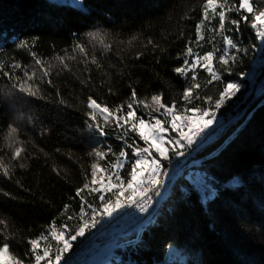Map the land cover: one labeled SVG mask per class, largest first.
Here are the masks:
<instances>
[{
  "label": "trees",
  "instance_id": "trees-1",
  "mask_svg": "<svg viewBox=\"0 0 264 264\" xmlns=\"http://www.w3.org/2000/svg\"><path fill=\"white\" fill-rule=\"evenodd\" d=\"M206 2L82 0L85 13L55 0H0V233L10 255L28 261V240L46 235L51 226L66 225L74 233L83 223V201L100 205L88 189L79 197L76 192L91 185L93 163L109 171L125 150L116 115L127 111L132 91L149 103L160 95L169 106L184 107L182 94L192 73L184 77L174 69L183 66L180 57L191 46L200 55L213 51V68L221 75V81H210L203 66L196 69L192 83L199 87L193 95L199 93L201 100L195 103L207 108L210 97L211 110L222 119L239 108L246 113L187 153L208 184L204 194L184 172L140 230L134 223L113 233L110 238L125 245L101 264H166L170 247L181 264H264V84L253 92L245 77L262 42L250 22H242L239 32L212 31L218 19L203 20ZM250 3L253 13L244 15L264 11V0ZM228 16L238 18L237 13ZM197 24L205 37L199 44ZM225 34L248 49L229 72L218 60L227 48ZM227 83L239 84L240 91L216 110L214 102ZM137 111L149 118L148 109ZM108 148L112 152L103 160L95 157ZM183 159L170 155L164 170ZM85 212V219L92 216L90 208ZM96 228H87L62 259Z\"/></svg>",
  "mask_w": 264,
  "mask_h": 264
},
{
  "label": "snow or ice",
  "instance_id": "snow-or-ice-1",
  "mask_svg": "<svg viewBox=\"0 0 264 264\" xmlns=\"http://www.w3.org/2000/svg\"><path fill=\"white\" fill-rule=\"evenodd\" d=\"M73 2L80 11L86 13L87 10L83 7L82 0H73ZM228 13H237L238 18H230ZM244 13H253L250 0H233V2H229V0H207L203 5L204 21L211 23L212 20L218 19V29L213 26L212 31H218L221 34L232 32L233 30L239 32L242 22H250L251 28L255 30V35L259 34L260 41L264 42V11H260L255 15H244ZM226 23L231 25V27H226ZM200 31L201 25L197 24V44L205 39L203 35H200ZM91 35L93 38H102L100 33H92ZM222 38L227 48L220 50L221 55L218 60L219 64L224 66L223 70L229 72L231 71L232 62H238L239 57L246 54L248 49L238 46L239 42L229 35L225 34ZM21 47L23 48L24 45H21ZM228 48L232 49L236 55H229ZM189 57H193L191 62ZM180 59L183 66L176 67L174 71L184 77H188L189 73H192L189 87L182 94L184 107L180 108L175 104L169 106L162 100L160 95L151 96L149 103L143 99H138L136 91L131 92V98L126 105L127 111L116 115V120L123 130L120 138L123 140L125 150L119 151L116 162L110 165L106 182L97 180V173L101 171L100 166L96 163L91 165V184L96 185L99 183L100 186L90 187L89 184H85L83 188L77 190L76 195L79 197L84 189H88L90 193L99 194L98 199L101 203L98 207L87 204L92 213V216L88 219H85L87 213L84 208H81V212L84 215L83 224L78 225L74 234L71 235L74 239L65 240L67 243L62 241L65 249L70 248L71 242L77 240L78 237H84L87 228H96L100 219L105 218V216L113 218L114 213L118 209L140 203L144 199L145 194L152 190L146 185L154 184L158 187L160 185L158 177L167 175V173L162 172L163 161L169 160L170 155L183 157L185 152L181 150L182 148H187L194 144L199 147L215 133L216 129L209 131L210 126L217 120L216 112L211 110V98L209 97L206 100L209 103L207 108L196 104L195 101L201 100V96L199 93L193 95V89L198 88L199 84L192 83L197 80L195 73L200 66H203L207 73L210 74V81H221V75L213 68L214 52L208 51L207 54L200 55L195 53L191 46H187ZM240 88L241 86L237 83H227L219 99L214 102V108L216 110L220 109L224 105L226 98L234 96L240 91ZM189 105L191 107H188ZM95 106L94 102L92 107L94 108ZM139 106L149 110L147 112L148 119L138 114L137 108ZM153 112L157 113V115L153 116ZM193 125H196V127L193 128ZM172 132L177 135L175 137L169 135ZM130 133L134 135H129ZM136 137L143 142L144 146L138 143ZM127 149L131 150L133 158H129ZM111 152L112 149L109 150L108 148L107 151L96 153L95 157L103 160ZM16 156L20 158L19 150H17ZM126 164L130 167V171L127 173V176L130 177L129 179L125 180L119 171L111 172L112 168L121 169ZM93 169L95 170L93 171ZM4 174H9L7 168H5ZM113 189L116 191L113 192ZM137 192L140 193L139 198H137ZM108 193L112 195H107ZM125 193H129L126 197L129 202L127 205L121 200ZM156 194L159 195V192ZM113 196L115 197L114 200ZM100 208L103 209V213L100 212ZM140 211H146L143 203H140ZM0 224H4L2 219H0ZM49 231L57 238H59L60 233L64 232L61 229L57 233L56 228H50ZM47 239L48 237L42 234L39 239L28 240L29 249L26 255L30 259L25 261L23 258H16L10 255V245L5 236L0 233V260H3L4 264H33V261L34 264H62L60 247H57L55 253L51 251L48 245H45L44 249L40 250L41 241Z\"/></svg>",
  "mask_w": 264,
  "mask_h": 264
},
{
  "label": "rangeland",
  "instance_id": "rangeland-1",
  "mask_svg": "<svg viewBox=\"0 0 264 264\" xmlns=\"http://www.w3.org/2000/svg\"><path fill=\"white\" fill-rule=\"evenodd\" d=\"M59 3H63V4H66V3H69V4H72V5H76L73 0H55ZM246 78L248 79H251L252 77V74L249 72L248 74H246L245 76ZM243 113H246L245 112V109L244 108H239L234 114H230L229 117H228V120L227 118L226 119H222L220 117H217V120L214 121L213 125L210 126L209 128V131H211L212 129H216L215 133L213 135H211L208 140L206 142H209V141H212L217 132L220 130V128L222 127V125L224 124H231L233 122H235L236 120H238V118H240L241 116H243ZM207 119V118H205ZM196 125H193V128H195ZM185 131H187V129H185ZM172 134H175V135H172ZM169 135H172L173 137H175L177 134L175 132H172V133H169ZM205 142V143H206ZM138 143H140L138 141ZM141 146H144L143 145V142L141 141L140 143ZM193 148H197V146L194 144L190 147H187V148H182L181 150L185 152V159L177 162V163H173L172 166H170L167 170H164V168L162 167V172L164 173H167V175H160L161 177H164V185L161 186L158 190L159 192V195H157V206L159 205L160 201L162 200L163 196L166 194L167 190L171 187V185L174 183V181L180 176L182 175L184 172H186L188 176H190L191 180L195 182V187L197 190H199L202 194H204V190L208 187V184L206 183L205 184V180L203 178V175L202 173H200L201 175V179H200V176L197 174V171L193 169V166L197 163V162H188L187 161V158H186V155L187 153H189V151ZM128 154H129V158H133V154L131 152V150L129 149L128 150ZM183 156V157H184ZM179 158H182L181 156H178ZM169 161V160H167ZM127 166V164L121 168V169H115V168H112L111 169V172L112 173H115L117 171H119L121 173V175L125 178V180L129 179L130 177H128L126 174L130 171V168L128 170V172H125V167ZM147 173H145L146 175ZM109 175V171H100L99 174H97V180L98 181H101L103 180L104 182L107 181V177ZM126 175V176H125ZM187 176V178H188ZM114 178V177H113ZM204 180V181H203ZM202 181V182H201ZM199 182V183H198ZM99 183H97L96 185H90V187H99ZM116 190L113 189V192H115ZM131 191V190H129ZM92 198L94 197H97V202L98 203H101L98 199V196L99 194L98 193H90L89 194ZM107 195H112L111 193H108ZM115 199V197L113 196V200ZM123 198L121 197V200ZM85 204V208L84 210L86 209L87 207V204H91L89 203L88 201L84 200L83 201V205ZM92 205V204H91ZM89 208V207H87ZM103 210V209H102ZM144 214V213H142ZM140 215L141 217H144L143 220H142V223L140 221L139 224H137L136 226H134V228H138L139 230L148 222V220L150 219V216L151 215H147L146 213V216L144 215ZM83 213H81V220L83 221ZM106 217V216H105ZM83 223H81L80 225H82ZM51 228H56L57 230V233H59V231L61 229L64 230V232L60 233L59 234V238L53 236V233H51L50 231L47 232V234L45 236L48 237L47 240H42L41 243H40V250H43L45 245H48L50 248H51V251L53 253H55V251L57 250V247H60V254L62 253H68L70 251V249L73 247V244L77 241H72L71 242V247L68 248V249H65L64 248V243H67V241L65 240H71V239H74V237H71L72 234V231L70 228H68V226H60V227H56V226H51ZM133 230V229H132ZM105 240V241H103ZM109 240V241H107ZM63 241V242H62ZM125 245V243L121 242L120 239L118 240H113V239H109V238H104L102 239L101 241V244H100V250L97 252V254H95L94 256H92L89 260V263L88 264H101V263H105L110 257H113L115 256L116 254V249H118L119 247H123ZM62 257V255H61ZM68 257V256H67ZM118 259V258H117ZM65 259H62V263L64 262ZM106 260V261H105ZM183 260H180L178 257H177V254L175 253V249L174 248H169L168 250V253H167V256H166V259H165V263L166 264H181ZM0 264H4V261L3 260H0Z\"/></svg>",
  "mask_w": 264,
  "mask_h": 264
},
{
  "label": "built area",
  "instance_id": "built-area-1",
  "mask_svg": "<svg viewBox=\"0 0 264 264\" xmlns=\"http://www.w3.org/2000/svg\"><path fill=\"white\" fill-rule=\"evenodd\" d=\"M257 69V77H255L251 83V89L253 92H258L262 89L264 81V59L259 61ZM158 179L160 180V185L158 187L154 184L146 185L152 189L148 191L145 194L144 199L140 201V203L145 205L146 211H140V203L133 204L131 207L125 206L122 209H118L117 212L114 213L113 218H106V220L96 228L92 235L87 237L84 243L77 250L66 257V262L64 260L62 264H88L90 258L97 254L100 250V239L110 238L113 236L114 232L118 234L124 227L132 226L134 223L140 221V215L142 213L149 212V215L154 213L157 208V199L155 198V194L165 183L164 177L159 176ZM139 196L140 193L137 192V198H139ZM128 203L129 202L127 201L125 205Z\"/></svg>",
  "mask_w": 264,
  "mask_h": 264
},
{
  "label": "crops",
  "instance_id": "crops-1",
  "mask_svg": "<svg viewBox=\"0 0 264 264\" xmlns=\"http://www.w3.org/2000/svg\"><path fill=\"white\" fill-rule=\"evenodd\" d=\"M261 59H264V42H262L261 43V47H260V50H259V52H258V55H257V58H256V60H255V62H254V64H253V69H252V71L250 72L251 74H252V77H251V81L256 77V75L258 74V69H257V65H258V63H259V61L261 60ZM263 84H264V81H263ZM262 89H260V91H261ZM259 92V91H258ZM143 218L144 217H141L140 218V221H141V223H142V220H143ZM140 221H138V222H136L135 224H134V226H136L137 224H139L140 223ZM133 226V227H134ZM137 228V227H136ZM109 239H111V238H109ZM103 241H105V240H103ZM107 241H109V240H107ZM106 242V241H105Z\"/></svg>",
  "mask_w": 264,
  "mask_h": 264
}]
</instances>
